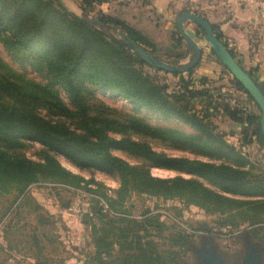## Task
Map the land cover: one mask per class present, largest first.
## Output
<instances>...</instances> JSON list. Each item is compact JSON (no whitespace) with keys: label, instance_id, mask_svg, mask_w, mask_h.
Here are the masks:
<instances>
[{"label":"trees","instance_id":"16d2710c","mask_svg":"<svg viewBox=\"0 0 264 264\" xmlns=\"http://www.w3.org/2000/svg\"><path fill=\"white\" fill-rule=\"evenodd\" d=\"M74 1L79 10L154 58L169 62L182 58L183 41L176 29L170 33L168 51H160L141 31L97 9L112 0ZM211 27L228 49L218 26ZM144 67L152 68L79 19L60 0H0V194L14 191L23 205L29 201L32 185L45 184L84 190L103 200L108 211L118 215L110 216L97 198H91L92 217L84 225L90 228L92 253L82 264H104V260L120 264L125 258L136 264L168 261L138 235L161 229L158 216L146 211L141 220H135L118 211L131 193L178 199L206 214L238 216L264 230V172L254 169L241 153L253 138L264 145L258 116L238 104L230 106L228 94L208 87V78L193 77L195 67L181 74L152 68L160 77ZM225 73L219 80L253 102L226 69ZM96 93L125 99L129 106H110ZM142 114L179 127L151 124ZM219 116L244 129L240 147L226 142V134L213 122ZM32 143L41 148L37 160L25 155ZM154 146L195 158L171 156ZM58 157L91 177L86 180L72 174ZM152 168L178 175L154 177ZM96 171L119 182L114 197L101 192V185L92 178ZM187 238L178 235L176 243L185 246ZM114 246L120 252L112 257ZM123 251H128L125 258Z\"/></svg>","mask_w":264,"mask_h":264},{"label":"rangeland","instance_id":"374dc122","mask_svg":"<svg viewBox=\"0 0 264 264\" xmlns=\"http://www.w3.org/2000/svg\"><path fill=\"white\" fill-rule=\"evenodd\" d=\"M62 1L68 9L78 12L74 0ZM138 9H140L138 5H128L124 1L112 6L105 13L150 31L160 51H168L170 45L166 43L168 33L162 32L158 27L156 30L153 29V20L145 19V10L139 11ZM104 10L105 8L102 11ZM2 56L8 61L4 54ZM12 66L18 68L16 65ZM152 68L144 67L143 69L151 75L160 77L161 73H155ZM31 77L35 78V75L31 74ZM96 95L110 106H129L125 99L109 95L101 96L99 93ZM141 117H149L151 124L159 122L163 125L179 127L175 123L161 122L150 115L142 114ZM218 121V118L213 119V122L217 124ZM221 124L223 122L219 123L221 132L226 134L232 132L222 127ZM237 134L238 132L235 135ZM228 136L226 139L230 144L240 147L241 143L238 141L241 138H237L238 135ZM40 149L37 143L29 144L25 155L32 160H37V152ZM153 149L171 156L195 158L185 152L167 150L158 146H154ZM241 153L251 160L261 159V156H264V153L260 154L257 150L248 147H244ZM115 154L135 164V161L125 154L118 152ZM57 160L72 174L79 175L86 180L91 177L88 172L72 166L64 157H58ZM261 166L264 169V163ZM150 173L159 178L178 175L173 171L156 168H152ZM181 176L186 177L183 174ZM92 178L101 185V192L114 197V191L119 187L116 179L97 171ZM88 187L94 188L93 186ZM28 194L29 201L23 205L19 204L20 198L15 199L17 194L14 191L0 194V264H82L92 253L90 228L82 223L80 217L71 215L69 209L75 198L83 208L91 209V198L95 197L84 190L73 193L70 190L45 184L33 185L28 190ZM117 208L119 212H125L126 217L135 220H141L146 211L149 216H158V221L162 224L161 229H149L148 234L139 232L138 235L143 238H140L142 243L150 241L156 252L168 257V261L161 264H201L199 254L206 248H212L220 256L223 264H242L247 244H253L258 249L260 261L264 264V230L260 229L262 225H250L249 221L242 222L238 216L231 218L224 214H206L196 206H186L178 199L164 200L134 193L127 197L122 207ZM117 215L115 214V217ZM231 221L236 225L227 224H231ZM93 223L98 227L101 226L96 219ZM201 225L212 227L213 232L201 230ZM178 235L188 237L185 246L176 243ZM119 252L118 246H114L112 257L118 255ZM127 253L128 251H123L122 257L125 258ZM125 259L120 264H136L134 261ZM104 264L108 262L104 260Z\"/></svg>","mask_w":264,"mask_h":264},{"label":"crops","instance_id":"0c3cea01","mask_svg":"<svg viewBox=\"0 0 264 264\" xmlns=\"http://www.w3.org/2000/svg\"><path fill=\"white\" fill-rule=\"evenodd\" d=\"M124 1L128 5H138L139 11L145 10V19L153 20L152 28L156 30L158 27L162 32L168 33L167 44H170V33L176 29L175 21L180 13L189 11L204 17L211 25L218 26L223 42L235 54V60L244 70L253 75V78L261 84L264 90V18L258 14L251 3L240 0H112L110 3L98 6L97 9L102 11L105 8L104 12L102 11L105 13L112 6ZM133 27L141 31L152 42L157 43L150 31L139 25ZM185 28L201 34V30L193 24H186ZM182 52V58L171 63H183L186 60L184 59V43ZM219 76L226 77L225 69L216 61V57L211 52L204 50L202 60L193 70V77L208 78L210 80L208 87L220 88L219 93L228 94L242 110L259 118V109L254 101H250L247 96L239 93L233 87L227 88L224 81L219 80ZM218 119V125L223 122L221 126L232 131L229 134L225 133L226 142H228L226 139L228 135V137L237 135V138L241 137L240 133L244 130L241 129V126L230 123L223 116H219ZM235 131L238 132L237 135H235ZM238 142L241 143L240 140ZM248 148H253L260 154L264 153V145L255 138ZM248 160L254 169L264 172L261 166L264 163V156H261V159L251 160L248 158Z\"/></svg>","mask_w":264,"mask_h":264},{"label":"water","instance_id":"95a60500","mask_svg":"<svg viewBox=\"0 0 264 264\" xmlns=\"http://www.w3.org/2000/svg\"><path fill=\"white\" fill-rule=\"evenodd\" d=\"M62 3L63 1L60 0ZM64 4V3H63ZM79 19L91 26L93 29L101 33L110 41L125 47L130 52L139 56L145 63L154 69H158L168 73H185L189 69L194 68L202 57V51L208 50L221 62L231 76L242 85L249 94L251 99L259 109V129L264 144V90L261 84L256 81L250 72L244 70L240 64L232 58L225 45L216 39L211 24L204 17L198 16L194 12L184 11L178 15L175 21V27L178 35L184 43V59L183 63H171L156 59L152 55L146 53L139 47L124 40L119 34L101 24L97 19L78 9L73 12ZM186 24H193L201 30V34H196L195 30L186 29ZM116 35V36H114ZM118 36V37H117ZM82 223L88 222V217L84 214L81 217ZM201 264H223L220 256L212 249L206 248L199 254ZM242 264H263L260 261L258 249L253 244H247L242 258Z\"/></svg>","mask_w":264,"mask_h":264},{"label":"built area","instance_id":"2783aa9c","mask_svg":"<svg viewBox=\"0 0 264 264\" xmlns=\"http://www.w3.org/2000/svg\"><path fill=\"white\" fill-rule=\"evenodd\" d=\"M241 2H245V3H251L256 11L258 12V14L264 18V0H240ZM226 102L230 105V106H234L235 105V101L233 99H227ZM244 149V148H242ZM33 186V185H32ZM31 186V187H32ZM66 190H70L73 193L74 192H78V189H73V188H65ZM82 191V190H81ZM95 197V196H94ZM97 198V197H95ZM99 201V206L102 208V210L104 212H108L110 216H115V214L111 213L110 211H108L107 205L105 204V202L99 198H97ZM70 212L71 215L75 216V217H82V215H86L87 217L92 215L91 209L89 208H83V206L79 203L78 199L75 198L73 199L72 203H71V207H70Z\"/></svg>","mask_w":264,"mask_h":264},{"label":"flooded vegetation","instance_id":"af4514ba","mask_svg":"<svg viewBox=\"0 0 264 264\" xmlns=\"http://www.w3.org/2000/svg\"><path fill=\"white\" fill-rule=\"evenodd\" d=\"M201 230H203V231H206V232H213V229H212V227H209V226H207V225H201Z\"/></svg>","mask_w":264,"mask_h":264}]
</instances>
